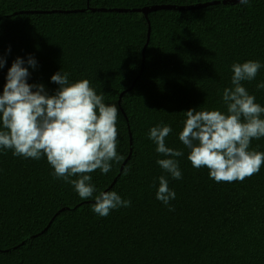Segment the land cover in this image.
Segmentation results:
<instances>
[{
    "label": "trees",
    "instance_id": "1",
    "mask_svg": "<svg viewBox=\"0 0 264 264\" xmlns=\"http://www.w3.org/2000/svg\"><path fill=\"white\" fill-rule=\"evenodd\" d=\"M209 1L0 0V94L17 58L29 70L27 82L49 95L59 87L51 82L57 72L70 83L89 80L105 104L118 107L123 157L107 174H90L96 192L84 200L53 175L46 156L0 148V264H264V165L242 182H216L206 167L192 166L179 140L183 112H226L222 93L234 63H261L242 85L264 107L257 88L264 82V0L130 11ZM161 124L172 128L166 146L184 153L176 158L181 179L157 164L165 157L149 132ZM250 149L264 152V137ZM161 176L175 192L168 205L156 199ZM101 191L131 204L101 217L92 211Z\"/></svg>",
    "mask_w": 264,
    "mask_h": 264
},
{
    "label": "clouds",
    "instance_id": "2",
    "mask_svg": "<svg viewBox=\"0 0 264 264\" xmlns=\"http://www.w3.org/2000/svg\"><path fill=\"white\" fill-rule=\"evenodd\" d=\"M248 3L239 0V4ZM4 63L0 58V68ZM24 64L20 58L12 63L0 94V148L12 150L18 157L39 160L46 156L56 178L71 184L81 199L93 198L96 188L90 174L96 170L107 174L112 161L123 159L116 150L118 107L105 104L104 95H98L89 80L70 83L62 71L51 77L59 87L49 95L43 84L27 82L30 73ZM27 64L36 67L31 57ZM261 67L259 61L252 60L231 66V87L222 93L226 112H183L186 119L179 140L189 150L187 159L196 169L206 167L216 182H242L264 165V152L250 149L253 140L264 137V107L242 85L254 80ZM257 88L264 89V82ZM171 132L170 126L157 125L150 129L149 139L157 146L156 152L165 157L157 164L173 179H181L176 158L184 153L166 146ZM74 176L78 178L72 179ZM158 179L156 199L168 205L175 192L169 189L165 176ZM94 199L92 211L101 217L131 204L115 191H101Z\"/></svg>",
    "mask_w": 264,
    "mask_h": 264
},
{
    "label": "water",
    "instance_id": "3",
    "mask_svg": "<svg viewBox=\"0 0 264 264\" xmlns=\"http://www.w3.org/2000/svg\"><path fill=\"white\" fill-rule=\"evenodd\" d=\"M227 3L237 4V3H239V0H215V1H209V2H206L203 4H196V5H193L191 7H177V6H168V5L152 6V7H145L143 9H134V10H130V11L131 12L137 11V12H143L145 14H148L152 11H156V10H160V9L161 10L162 9L184 10L187 8L194 9V8H202V7H207V6H211V5L227 4ZM90 10L93 12H98V11H101V12H114V11L115 12H126V11H129V10H124V9H95V8L90 9ZM64 12H67V11H64ZM150 31H151V28L149 27L148 42L150 40ZM145 49H146V46L144 47V50ZM130 137H131V144H132V135H130Z\"/></svg>",
    "mask_w": 264,
    "mask_h": 264
}]
</instances>
